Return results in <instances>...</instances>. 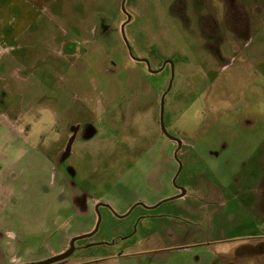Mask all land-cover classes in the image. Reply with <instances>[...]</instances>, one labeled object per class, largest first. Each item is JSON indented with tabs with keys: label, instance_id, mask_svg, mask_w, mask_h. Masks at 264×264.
I'll use <instances>...</instances> for the list:
<instances>
[{
	"label": "rangeland",
	"instance_id": "1",
	"mask_svg": "<svg viewBox=\"0 0 264 264\" xmlns=\"http://www.w3.org/2000/svg\"><path fill=\"white\" fill-rule=\"evenodd\" d=\"M120 2L0 0V54L21 72L0 81V178L11 182L0 202L18 198L14 212L51 229L26 240L49 243V257L91 232L99 215L70 264H123L171 246L181 262L217 256L232 264V252L263 264L264 209L251 206L264 204V0H126L125 36L148 65L128 52ZM171 74L163 112L166 130L182 141L176 158V142L171 149L159 126ZM41 109L56 123L28 140L47 160L33 153L30 166L11 171L24 154L15 143L18 153H9L2 117L21 111L17 127L32 132L24 117L39 121ZM180 188L182 196L160 203ZM64 196L82 198L65 210L68 221ZM99 202L108 207L96 211ZM17 227L7 228L22 235Z\"/></svg>",
	"mask_w": 264,
	"mask_h": 264
},
{
	"label": "crops",
	"instance_id": "2",
	"mask_svg": "<svg viewBox=\"0 0 264 264\" xmlns=\"http://www.w3.org/2000/svg\"><path fill=\"white\" fill-rule=\"evenodd\" d=\"M0 39H3V36L1 33H0ZM12 57L13 56L11 54L9 55L8 53L2 54V55L0 54V81H5V79L11 81V79H14V78L19 79L21 77V72L17 71L15 67H11V64L14 60V58ZM4 75H7V76L5 77ZM2 121L4 123H8V125L11 126L10 129L6 130L7 136L9 137L10 141L12 140V145L9 144V153H14V152L18 153V151L21 150L20 152L24 154L20 158L16 159L15 160L16 162L11 163L12 166L9 167L10 170L14 171L18 167H22V168L28 167L26 163L22 164V162L24 161L30 162L29 164L30 166L32 164L31 162L32 157H33L32 154L36 152L32 144L28 140L31 132H29V130L27 131V130L18 128V127H21L20 126V122L22 121L21 111H16L15 116H13V118L11 119L8 118L7 116H3ZM6 131L3 130L4 133ZM14 143L15 145H17L16 147H18L19 150L15 146H13ZM170 147L172 149V140L170 143ZM6 149H7V144H6ZM6 152L8 151L6 150ZM36 157L39 158L43 162H46L47 160L44 156L38 153H36ZM170 158L172 159V157ZM5 159H7L8 161L12 160L10 159L9 155L5 156ZM169 166L171 169L172 168L171 162H169ZM10 184L11 182L7 179L6 175L5 176L3 175L2 178H0V188L7 189V187L4 185H10ZM48 184H50V182ZM51 184L54 186L55 182L53 181ZM59 186L62 188L61 184H59ZM2 195H5V194H2ZM9 196L14 199L13 194H9ZM3 200L8 201V197H4ZM17 200L18 198L16 199L15 202L11 204L7 203V201H4L3 203L0 202V236H3L4 234L7 236L6 238L5 236H3L2 238L3 242L0 241V264H25L27 262H35V261L43 260L50 256V249H49L50 244L49 243H44L43 241H40L42 243H26V240L27 238H32V239L34 238L35 242H37L38 241L37 237L39 233H44V232L50 233L51 229H48L45 227L37 228L33 226L34 225L33 222H36V221L26 223L28 221L22 219L23 215L18 214L17 212L13 211V209L16 210L14 206L16 205ZM74 200L81 201L82 198L73 199V203H72L71 197H65V200L62 199L61 206L64 207L63 208L64 218L71 215L69 212L66 213L65 210L69 211L68 208L74 209ZM98 200L99 198L94 199L93 201L88 198L87 201L88 202L92 201L94 204V202ZM81 203L82 204L79 207L84 206L86 208L87 202L83 200V202ZM99 203H103V202H99ZM101 206H104V205H101ZM252 208H254L255 212L257 211L256 209L262 210L264 209V204H260L259 201L257 203V201H255L254 199L252 201L251 209ZM214 210L215 208H213L212 211ZM262 216H264V214ZM19 218L20 220H18ZM263 220H264V217L262 221ZM66 221H68L67 218H66ZM11 224L17 225L18 226L17 231H19L22 235H19L18 233L15 234V232H13V229L7 228V227H10ZM8 233H10L11 235H7ZM20 237L24 241V243L19 241ZM16 239H18L17 240L18 243L15 242ZM177 249H179L178 251L179 253L185 252V250H187V246H182ZM226 254L228 255L229 253H223L222 255H226ZM249 254H252V253L249 252ZM173 258L174 259H172V246H171L169 248H158L157 250H151L149 252L148 251L139 252L129 257L126 260V262H124L123 264H223L219 261L217 256L214 259L211 257L210 258L208 257L205 259H199L198 257H197L198 259L190 258L187 262H184V261L181 262L180 259L176 258V256H173ZM228 259H229L228 262L232 264H253V263L261 264V262H259V259H256L255 262H253L252 260L245 262V263L240 262L238 261L239 260L238 258H235V253H232V252L230 253V256L228 257ZM92 262L93 261H90L89 263H92ZM59 264H70V263L64 261ZM101 264H104V263H101Z\"/></svg>",
	"mask_w": 264,
	"mask_h": 264
},
{
	"label": "water",
	"instance_id": "3",
	"mask_svg": "<svg viewBox=\"0 0 264 264\" xmlns=\"http://www.w3.org/2000/svg\"><path fill=\"white\" fill-rule=\"evenodd\" d=\"M125 1H126V0H121V2H120V8H121V11H122V12L126 15V17H127L126 20H125V21L122 23V25L120 26L121 35H122L123 40H124V42H125V44H126V46H127V49H128V52H129L130 56H131L133 59H135V60H141V61H144V62L147 63V65H148V61H147L146 59L136 58V57L132 54L130 44H129V42H128L126 36H125V33H124V26H125V24L128 23L129 20H130V15L127 13L126 8H125ZM167 62L170 63V65H171V71H172V61H170V60L165 61V62L163 63V66H164L165 63H167ZM172 72H173V71H172ZM171 82H172V74H171V79H170V81H169V84H168V86H167L166 91H165L164 93H162V95H161V97H160V103H159V126H160V129H161V132L163 133V135H165V136L168 137L169 139H171V140H173V141L176 142V145H177V146H176V149H175V152H174V157L176 158V156H177V151L179 150V148H180V146H181V144H182V141H180V139H178V138H176V137L170 135V134L168 133V131L166 130V127H165V124H164V112H163V111H164V98H165V94L169 91L170 86H171ZM179 171H180V164H179V166H178L177 173H176V174L174 175V177H173V182L175 181V178H176V176L178 175ZM180 189H181V188H180ZM181 191H182V192H181L180 194H177V195H175V196H172V197H169V198H167V199H164V200L161 201L160 203H162V202H164V201H166V200L172 199V198H177V197L182 196V195L184 194L185 191H184L183 189H181ZM160 203H159V204H160ZM137 204H141V203H136V204H134V205L128 210V212H130L131 209H133V207H134L135 205H137ZM101 205H104V206H107V207H108V204H105V203H97V204L95 205V209H96V211H98V207L101 206ZM152 207H153V206H152ZM120 217H123V216H120ZM99 221H100V218H99V215H98L97 222H96V224H95V226H94V229H93L91 232H88V233H85V234H82V235H78V236H74V237H72V238L70 239V241H69L68 248H67L65 251H63V252H61V253H59V254H56V255H54V256H51V257H49V258L43 259V260H39V261H35V262H27V263H25V264H53V263H56V262H59V261H61V260L66 259L67 257H69V256L75 251L76 247H75L74 243H75L76 240H79V239H81V238H85V237H89V236L93 235V234L97 231Z\"/></svg>",
	"mask_w": 264,
	"mask_h": 264
},
{
	"label": "clouds",
	"instance_id": "4",
	"mask_svg": "<svg viewBox=\"0 0 264 264\" xmlns=\"http://www.w3.org/2000/svg\"><path fill=\"white\" fill-rule=\"evenodd\" d=\"M41 119L37 121L34 115H26L24 117L26 123L32 124L31 137L35 140L42 132L48 131L56 123V114L49 109H41ZM178 126L184 128L182 121H178ZM59 134L51 135V139H58Z\"/></svg>",
	"mask_w": 264,
	"mask_h": 264
},
{
	"label": "trees",
	"instance_id": "5",
	"mask_svg": "<svg viewBox=\"0 0 264 264\" xmlns=\"http://www.w3.org/2000/svg\"><path fill=\"white\" fill-rule=\"evenodd\" d=\"M64 261H66V259H64V260H61V261H59V262H56V263H53V264H59V263H62V262H64Z\"/></svg>",
	"mask_w": 264,
	"mask_h": 264
},
{
	"label": "flooded vegetation",
	"instance_id": "6",
	"mask_svg": "<svg viewBox=\"0 0 264 264\" xmlns=\"http://www.w3.org/2000/svg\"><path fill=\"white\" fill-rule=\"evenodd\" d=\"M255 238V237H254ZM76 242V241H75ZM69 245V244H68ZM74 245H75V243H74Z\"/></svg>",
	"mask_w": 264,
	"mask_h": 264
}]
</instances>
